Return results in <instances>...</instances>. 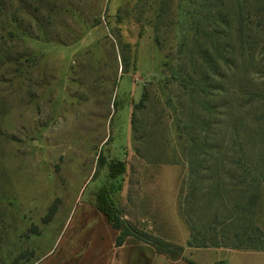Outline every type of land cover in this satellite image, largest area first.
Segmentation results:
<instances>
[{
    "label": "rangeland",
    "instance_id": "obj_1",
    "mask_svg": "<svg viewBox=\"0 0 264 264\" xmlns=\"http://www.w3.org/2000/svg\"><path fill=\"white\" fill-rule=\"evenodd\" d=\"M262 113L264 0H0V264H264L251 229L256 250L192 247L185 216L186 158L210 154L203 166L224 165L220 221L238 219L252 188L236 184L264 175ZM195 211L209 243L213 208ZM254 224L264 232V182ZM147 237L184 251L172 259Z\"/></svg>",
    "mask_w": 264,
    "mask_h": 264
},
{
    "label": "trees",
    "instance_id": "obj_2",
    "mask_svg": "<svg viewBox=\"0 0 264 264\" xmlns=\"http://www.w3.org/2000/svg\"><path fill=\"white\" fill-rule=\"evenodd\" d=\"M191 4L196 5L193 1H191ZM199 7V5H198ZM195 14H197L198 20L195 23V31L196 33L198 32V34L203 33L205 37H207V31L204 28L208 22H207V15L203 14L202 12H196ZM195 17V16H194ZM195 18H192V20H194ZM191 20V22H192ZM194 23H191V25H193ZM155 43L158 46L160 51H164V45L161 41V37L159 36V26H156L155 29ZM183 41L180 44V48H179V54L182 53L183 51ZM205 45H207V40L205 42ZM124 48H129V46L127 44H123ZM196 50V45L195 43L192 44V46L186 50L185 53V57L186 60H188L187 62L189 63V65H191L190 67L193 66L194 62H193V56ZM185 51V50H184ZM200 53H203L202 51H200ZM208 49H204V53L202 55H204V57H207L208 54ZM208 54V55H207ZM173 56L170 53H166L165 54V62L163 64L164 69H166L167 71H170L173 76L174 75V65H173ZM125 61V56H122V62ZM190 61V62H189ZM147 97V90L145 89L144 94H143V98L141 100L144 101ZM260 118V133L257 134V136H261L262 139H264V113L261 114ZM262 119V120H261ZM208 125V123H206ZM205 124V125H206ZM210 126V123H209ZM248 136V135H247ZM249 137V136H248ZM247 139L249 140V137ZM187 157V156H186ZM205 159H203V161H198V157L196 155H194L193 157H187L186 160L189 163V168H190V173L192 176V179L190 181V199L188 198V202L190 203V205L192 206L193 209V213L191 212H186L185 216L187 219V222L190 226V230H191V242H190V246L192 247H198V248H202V247H218V246H229L232 247L234 249H238V250H245V251H249V250H256L257 246H251L254 243H250L248 244V242H250L252 239L250 234L248 233L251 229L253 232V234H255L258 238V235L260 237H264V232L261 230L260 227H258L257 225L254 224L255 222V218L257 216V206H258V201L260 200V185L262 182H264V175H262V178H257L256 176H249L248 174L244 175L242 177V180H240V182H238L236 185H242V186H248L251 187L252 189L248 190L247 192L245 190H243L242 192V203H235L234 205V210L236 209L238 212V219H226V217L222 216V221H220V210L222 208V204L220 202L223 201V188L221 187L223 185V179L218 177V171L220 170L219 167H223V160L216 158L214 160V162H212L211 164H209V166H205V164L208 163L209 159H214L213 156H211L210 154H204ZM262 157V156H261ZM248 162L250 161V158H247ZM203 163L204 166H203ZM233 164L235 165H241L240 163V159H237L236 161L233 162ZM115 165V164H114ZM117 167L115 166H111V172H116L118 175L119 174H123L125 171V166L122 163H118L116 164ZM208 165V164H207ZM240 167V166H239ZM203 171L206 172H212V176H208L206 177L205 175L202 174ZM233 178H236L235 175L232 176ZM248 181V182H247ZM207 182H209L210 184L206 187L203 188V185L206 184ZM222 191V194H221ZM205 193L204 195L202 194ZM240 199V200H241ZM203 204H205L206 209H212L213 211L211 213V222L208 223L207 225V230H211L212 233L214 232V236L212 238H208L207 240H209L210 242L205 243V241L203 240V234L197 230V228L194 225V220H193V216L195 214V209L198 207L200 208L201 206H203ZM107 215L112 218V223L114 224V227L118 228V225L115 224V218H114V213H113V208L108 207L105 208ZM226 211V210H225ZM241 222V224H239V228L238 231L234 228V225H236L237 222ZM249 224V225H248ZM215 226H220V232L221 234L224 236V240H226L224 243H219L217 242V234H216V227ZM230 229H232V235H233V239L234 242L230 243V237H228L229 235L227 233L230 234ZM217 236V237H216ZM199 238H202L201 240H199ZM148 240L146 243L153 246L160 254H164L167 255L168 257L175 259L179 256L182 255L184 248L181 246H176L174 244L168 243V242H164L161 239H157V238H153V237H147ZM202 241V242H201ZM201 242V243H200Z\"/></svg>",
    "mask_w": 264,
    "mask_h": 264
}]
</instances>
